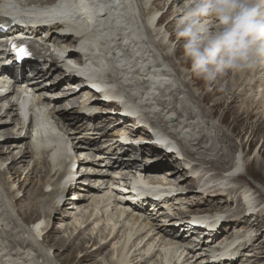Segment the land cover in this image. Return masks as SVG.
<instances>
[{"label":"bare ground","instance_id":"bare-ground-1","mask_svg":"<svg viewBox=\"0 0 264 264\" xmlns=\"http://www.w3.org/2000/svg\"><path fill=\"white\" fill-rule=\"evenodd\" d=\"M6 1L17 2L22 8L31 7L34 9L43 8L56 2V0ZM87 1V6L82 7L85 9L82 11L85 20L79 26L60 22L47 27L29 28L26 32L33 35L44 34L47 37L46 42L49 41V38L52 41L70 42L69 45L67 44L70 46V51H73L75 46L83 48L90 60H94L96 65L103 67L104 78L113 84L114 90L127 97L148 123L154 124L155 128L162 131L163 139L159 138L155 145L161 146L164 151L160 150V153L155 148L152 151V156L156 160L143 165V169L139 170L144 174L134 175L133 181L144 185L145 189L159 192L163 189L161 185H166L169 188L171 186L187 187V192L188 189L192 190L195 187L197 177L206 176L201 165L207 164L210 165V169L215 167L223 171V176L218 175V178L227 181L229 185L236 184L238 177L242 176L241 172L244 167L241 154H236L234 167L229 161L230 157L226 158L227 167H221V163L219 165L224 154L218 153L215 146L219 145L217 141L220 137L221 126L214 123L213 119L219 115L218 111L224 105L220 122L224 120L223 113L225 112L251 114L254 118H264V92L256 100L248 97V93L252 89L255 90L262 79L258 78L253 83L243 81L247 73H251L252 76L258 75L264 71V67H257L234 75L229 73L220 77V79H225L224 86L216 88L215 85L212 92L198 96L191 89L190 84L192 85V83L182 80L179 84L177 76L173 73V68L176 66L174 57L178 51L176 48L178 42L173 39L176 36L174 26L184 0H167L164 7L160 4L164 0H152L149 7H147V0ZM1 3H3L2 0H0V8L2 7ZM167 7V12L164 11L160 15V12ZM32 15L41 20L45 19L43 13L38 15L35 12L22 16L21 19ZM168 15L170 20L161 28V24ZM0 19L11 21L1 11ZM66 27L74 30L75 35L60 34V31ZM0 29L4 30L2 27ZM172 45H174V50L171 55ZM54 54L55 57L49 54L47 47L40 50L39 58L44 62L32 65L34 78L26 77V69L22 64H17L16 68L13 65L10 70L0 73V130L2 129V135L7 138H15L12 142L14 145L31 139V142L22 144L21 151L11 160L15 162L14 164H23L28 157H31L30 165L33 170L42 166V170L38 169L36 173H33L43 177L35 182L37 189L28 191L29 199H33V201L24 205H27L28 210L38 216V221L44 217V221H40L32 227L25 225L24 221L15 220L12 217L14 212L24 208V205L20 204L26 200L25 190L30 182V176L19 181L17 170L12 173V169L4 165L5 157H0V264H56L51 257L52 253L50 254L46 247L44 249L40 242L41 238L47 242L46 236L52 233L49 218L53 216V213L54 215L58 213L66 190L70 191L75 188H78L80 192L78 191L74 197L75 204L69 206L68 213L64 215L70 222L61 224L63 230L67 231L70 228L75 234L67 238L61 237L59 240L77 238L76 245L81 242L88 244L92 240H100L101 245L90 248L87 254H84V259H90L95 254H99V251L101 252L112 245L109 261L103 263L100 259L103 264H205L194 259L193 251L186 254L182 252L181 236L177 233L176 228L154 223V220L142 212L144 208L142 204H136L133 199L126 196L127 193L134 195L131 184L125 185L129 189L131 188L130 191L121 189L120 186H124L120 184L123 181L122 178L108 176L107 170L104 169L115 168L113 173H116L120 168L138 171L137 161L126 162L122 160L123 157L119 159V157L109 156L106 163L103 164V161L98 158L99 154L96 155L90 151L93 144L109 135L107 149L114 152L121 146L118 141L121 136H127L130 133L132 135H148L146 128L141 127L135 131L124 133L108 131L102 133L99 138L84 136L75 143L77 139L74 137L73 129L67 124L69 120H77L84 116L86 122L94 123V118L103 116L102 121L106 126L110 122L108 120L115 119V115H109L112 112L106 110L107 108L94 114L93 110H99V107H105L106 104L100 100L90 103L92 97L85 98V94H91L92 91L89 85L84 83L80 89H77V85L80 83L78 78L65 77L60 74V77H57L59 80L54 84L47 82L43 85L39 84L46 74L48 64L55 68L59 67L56 58L59 57L60 51L55 49ZM74 60L84 62L79 58H74ZM11 64L10 61L5 63L6 67ZM20 67L22 69L21 82L33 81L25 88H20L21 82L18 80ZM5 75L15 81L13 83L6 81ZM64 82V86L59 85ZM33 85L37 88L35 92L29 91ZM224 90H229L227 98H223L221 95ZM47 93L50 94L46 95ZM57 93L59 95L54 99ZM80 94L82 97L79 99ZM181 97L183 98L181 99ZM210 100H213L214 104L209 107L208 112H205L207 106L204 108V104ZM228 102L229 105H226ZM240 102H243L241 107L239 106ZM53 103L61 104L62 107L57 108L56 105L53 106ZM72 105L75 108L81 107L92 112L88 116H85L86 113L83 114L82 110H76L70 114V111L67 112V110ZM202 109L204 111H201ZM173 118L175 119L172 120ZM2 119L5 120L2 122ZM126 120L118 124L117 127H115V121L112 129L116 130L122 127ZM220 122L219 124H221ZM12 125L14 128H10ZM5 148L7 150L4 152L0 150V154H12V151H8L13 149L12 147L0 146V149ZM142 148L147 149L148 145H144L140 150ZM135 149H137L135 146L129 148L126 151V157L134 153ZM124 153L125 151L122 155ZM160 154L163 156L160 157ZM78 156H83L81 158L82 165L79 166L76 165ZM172 156L175 159L181 157L180 161H177L179 162L178 166L168 165V159L173 158ZM179 166L182 171L176 169ZM30 173L32 171L28 172V174ZM189 174L192 177L190 179H188ZM38 175L37 178H39ZM157 176L162 177L155 179ZM16 178L18 188L12 187V181ZM214 178L210 177V179ZM80 179L83 180L80 181ZM116 179H119L118 182ZM78 184L81 187L77 186ZM82 187L84 189H81ZM229 189L227 187L221 189L222 195H217L219 203L222 196L237 194L240 191ZM81 190L86 194H82ZM20 193L23 195L20 196ZM215 193L217 192H214V195ZM43 196L47 200H53L52 207L45 208L38 213L34 207H40L42 203L47 202L41 199ZM177 199L176 196L166 197L155 208H158V211L165 206L166 209H170L168 201ZM244 199L246 203L239 202L237 209L246 206L248 212L255 204H252L248 195ZM89 200H91L90 205L85 206L84 204ZM15 205L18 206V210ZM131 208H133L132 211ZM73 211H76L75 215H72ZM207 211V209L204 210V212ZM194 212L196 213L198 210H179L168 216L169 222L177 225L179 222H174V219L184 220L187 216L195 214ZM250 218L243 215L241 219L231 220L239 223L242 220L248 222ZM89 226H92L89 234L83 235ZM178 229L182 228L178 226ZM57 232H60V229H57ZM262 236L261 234L255 237L250 244L237 249L227 245L220 250L217 258L210 261V264H235L241 253L259 242ZM117 238H119L118 242H116ZM215 242L216 240L212 241V243ZM223 242L219 241L218 246ZM236 253L237 255L234 257ZM222 255H227L228 258L220 260L219 257ZM154 258L156 260L153 261Z\"/></svg>","mask_w":264,"mask_h":264},{"label":"rangeland","instance_id":"rangeland-1","mask_svg":"<svg viewBox=\"0 0 264 264\" xmlns=\"http://www.w3.org/2000/svg\"><path fill=\"white\" fill-rule=\"evenodd\" d=\"M24 1H27V0H24ZM45 1H48V0H45ZM151 2H153V1L147 0V7L150 6ZM166 3H167V0L160 2V4H162L163 7H164V4H166ZM167 9H168V7L165 8V10H163L162 12L159 11L160 15H162L164 11L167 12ZM155 11H157V9H155ZM168 20H170L169 15L166 18V20H164V22L161 24V28ZM174 33H175V31H174ZM173 39L177 40L176 36H174ZM76 42H78V41H76ZM177 42H178V44H177L176 48L178 51H177L176 57H174V61H175L176 66L173 68V73L175 76H177L176 79L178 80L179 84L182 82V80H184L188 83H192V85L190 84V86H192L191 89L198 96H201L204 93L212 92L214 89L213 87L215 85H216L215 86L216 88L217 87L221 88L222 86H224L223 82L225 81V79L218 78L216 81L212 82L211 84H206L203 80L196 79L195 77H191L189 75V73L186 71V69L188 68V64L185 61L184 56H183L182 41L177 40ZM173 48H174V45H172L171 55H172L173 50H174ZM181 62H182V64H181ZM51 69L52 68H50L47 71L48 76H47L46 81L43 84H46V82L48 84H54L58 81L57 77L59 76L58 74L61 70L60 69L51 70ZM258 78L262 79V82L258 85V87L255 90L252 89V91H250L248 93V97L253 98L255 100L258 99L260 97V95H262V93L264 92V71H262L258 75H254V76H252L251 73H247L245 78L243 79V81L245 83H247V82L253 83ZM47 80H49V81H47ZM185 90L187 91V89H185ZM228 91L229 90H224L223 91L224 93L223 92L221 93L223 98H227L229 96ZM48 94H50V93H47L46 95H48ZM81 97H82V94H80L79 99ZM182 98L183 97H181V99ZM213 104H214L213 100L206 102L204 104V108H205V106H207L206 107L207 110L205 112H208L209 107L212 106ZM242 104H243V102H240L239 106L241 107ZM54 105H56L57 108L59 106L62 107L61 104L53 103V106ZM77 105H78V101H77ZM226 105H229V102L226 103ZM235 106L238 107V105H235ZM224 107H225V105L222 106V108H224ZM222 108H221V110L218 111V112H220L219 115L213 119L214 123L221 126L220 137H219V140L217 141V142H219V145L215 146V149H217L218 153L222 152L224 154L223 158L219 162V165L221 163V165H220L221 167L222 166L227 167L228 162H227L226 158L230 157L229 161H230L232 167H234L236 165L235 156H236V154L240 153L241 155L240 154L239 155L241 156L243 164H244L243 171L241 172L242 176L238 177V179L236 180L237 181L236 184H230L229 185L227 183V181L219 180V178L217 177L218 175L223 176V171L216 169L215 167L210 169V165H207V164L201 165L202 170H205L204 173H206V176H204L202 178L197 177V182L195 184V187L192 190V193H190V197H188V198L185 197V194H186V191H185L183 193V195L179 197L180 199L178 201L173 202L171 204V206L174 208V212L177 210H185V209L192 208V209L198 210L197 213L194 212L196 215H201L199 212H202L205 209H207V205L204 204L205 200H207V201H209V204H208L209 206H208L207 210H209L211 214L229 215V214H234L239 210V209H237L239 202H242L243 204L246 203V200L244 199V197L246 195H248L251 199L252 204H255V206L259 205L258 206L259 208H257V209L261 210L259 212L261 217H259V220H257V221L259 222L258 226H259V229L261 230V233L263 235L262 238H264V221H263L264 220V118L263 117H262V119L261 118H259V119L254 118V117H252L251 114L250 115L238 114L237 112H233V113L229 114L230 112H225V113H223L224 120L220 122V120H222V117H221V113L223 112ZM74 110H78V109H71L70 108L67 110V112L70 111V114H71V112ZM201 111H204V109H202ZM84 119L85 118L81 117L77 121H75V120L69 121L70 125H68V126H70V128L73 129L74 137L77 139V141L75 143H77L79 141V139L85 135L95 136V135H100V134H95L96 132H99V133L104 132L103 130H101L102 126L99 125L100 123H96V126H98V128H96V130L92 131L93 135H91V132H88V130L86 129L88 126V123L83 122ZM4 120L5 119H2V122ZM0 122H1V120H0ZM219 122L221 124H219ZM60 127H62V124H60ZM10 128H14V125H12ZM121 129L122 128H120V130ZM1 130H0V142H1L0 146L12 147V148L15 146L16 147L18 146L17 148H13L11 150H8V151H12V154L11 153L10 154H0V157H5V159H4L5 167H10L12 169V173H15V171L17 170V173L19 175V178H18L19 181H22L23 179H25L26 176H30L29 177L30 182L27 184V186H26L27 188L25 190L26 191L25 192L26 193V196H25L26 200H24L20 205H24L27 203L29 204L30 202L33 201V199H29L28 191L33 190V189L36 190L37 187L35 185V182L37 180H40L43 178L40 174L39 175L37 174L39 176V178H37V175H35L33 173L34 172L36 173V171L38 169L42 170L43 168H41L42 166H38V169L33 170L32 166L30 165V162H32L31 157H28L26 159V162L23 164H14L15 162L11 159L21 151L22 144L24 142H26V143L31 142V139L25 140L22 144H15L14 145V143H12V142L15 138H11V137L7 138L5 135H2ZM226 141H228V142H226ZM106 144H107L106 140L102 139L96 145H93V147L90 151L92 153H96V155L99 154L98 158L101 159V157H103V155H106L105 153H101V151L103 152L104 150H107ZM0 150H2V152H4L7 149L5 148V149H0ZM150 150L152 151V149L147 148L141 153L140 164H143V163L144 164H150V163H153L155 161L153 159V157H151ZM112 156H118V155H116V152H114V154H112ZM162 156L163 155L161 154L160 157H162ZM172 157L173 158L170 157L168 159L169 160L168 165L171 166V164H172V166H176V165L178 166L179 162H177V161H180L181 158L176 157V159H175L174 156H172ZM81 158H83V156H80V157L78 156V158H76V165L77 166L82 165L81 164ZM5 167H4V169H5ZM104 169L107 170L106 168H104ZM176 169L182 171V168L180 169V166ZM29 171H32V173L28 174ZM79 171H81L80 168H79ZM112 171H113V169H111L110 171L108 169V172H106V174L107 175H113V173L111 174ZM135 173H136V170L133 172H131V170L125 171L124 176H127L128 183L131 181V179H133L132 177ZM76 176H77V173H76ZM117 176H122V175L117 173ZM211 176H213V178L216 176V178H214L212 180V179H210ZM161 177L162 176H157L155 179H160ZM190 178H192L191 174L188 175V179H190ZM82 180L83 179H80V181H82ZM16 181H17V178H16V180L12 181V187L18 188ZM88 182H90V181H88ZM221 182L224 183L223 184L224 186L222 185ZM91 184H93V183H91ZM121 185H122V183H121ZM77 186L81 187V185H79V184ZM226 187L230 188L229 190L237 189L240 191L237 194L233 193L230 195L226 194V195L222 196L220 198L221 202L219 203V201L217 199H218L219 195L220 196L222 195L221 189H225ZM77 189L78 188L72 189L70 191L66 190V192H65L66 194L63 198V201H62V204L59 208L58 213L55 215L53 213V216H51L49 218L51 221L50 230L52 231V233L50 235L46 236L47 242H44L41 238L40 243L43 244L42 247L44 249L46 247V250L50 254L52 253L51 257L53 258V261L56 262V264H103L104 262L107 263L111 257V253H109V252L111 251L112 245L106 247L101 252L99 251V254L97 253L98 255L95 254L93 257L86 260V259H84V254H87V252L89 251L90 248H92L94 246L101 245L100 240H96V241L92 240L88 244L81 242L78 245H76L78 243L77 238L64 239L63 241L59 240L61 237L67 238V237H69L71 235L73 236L75 234L73 232V230L70 228L67 231L63 230L64 228H62L61 224L62 223L63 224H69V222H70L69 220H67V218L64 217V215H66L68 213L67 208L69 206L75 204L76 199H74V197H75L76 193L79 191V189L78 190ZM81 189H84V188L82 187ZM81 191H82V194H84V195L86 194L85 191H83V190H81ZM214 192H217V193H215L216 198H212V196L214 195ZM18 194H19V192H18ZM22 195H23V193L22 194L20 193V196H22ZM231 195H235V196H231ZM41 199L46 200L47 202L42 203L40 206L41 208L36 207V206L34 207V210H36L38 213L41 212L45 208L48 209V208L52 207V201L53 200H51V199L47 200L46 197H44V196ZM195 199L200 202L199 206L191 207L192 201H194ZM233 199H234V202H233ZM216 201H217V205L215 206ZM180 202H182L183 204L181 205ZM90 203H91V200L86 202L84 205L89 206ZM211 207H212V209H211ZM245 207L246 206L241 207L242 212H244V211L247 212V207L246 208ZM15 208H16V210H18L17 205H15ZM75 213H76V211H73L72 215H75ZM255 215H258V212ZM163 216L159 217V221H155V222L158 224L164 223L166 219ZM12 217L15 220L24 221V224L27 226L29 225L30 227H32L35 224H38L40 221H44V219H43L44 217L41 218L40 221H38L39 220L38 216H36L31 211H29L27 205H24V208L21 211L14 212L12 214ZM63 219H65V220H63ZM260 219H262V220H260ZM173 221L177 222L176 220H173ZM57 229H60V232H57ZM91 229H92V226H89L84 231L83 235H88L90 232L89 230H91ZM119 238H120V236H119ZM119 238H117L116 242L119 241ZM169 239H171V238H169ZM261 240H264V239H261ZM173 241H175V240H173ZM259 243L260 242H258L257 244H259ZM255 251L263 252L264 251V244L259 245L257 247V249H255ZM107 256H108V258H107ZM100 259L103 263L100 262ZM241 259H245V257L244 258L242 257ZM154 260H156V258H154L153 261ZM241 262H243V261H241ZM235 264H239V261H238V263L236 262Z\"/></svg>","mask_w":264,"mask_h":264},{"label":"clouds","instance_id":"clouds-1","mask_svg":"<svg viewBox=\"0 0 264 264\" xmlns=\"http://www.w3.org/2000/svg\"><path fill=\"white\" fill-rule=\"evenodd\" d=\"M191 77L264 67V0H184L174 26Z\"/></svg>","mask_w":264,"mask_h":264},{"label":"snow or ice","instance_id":"snow-or-ice-1","mask_svg":"<svg viewBox=\"0 0 264 264\" xmlns=\"http://www.w3.org/2000/svg\"><path fill=\"white\" fill-rule=\"evenodd\" d=\"M14 47H15V46H14ZM19 54H20V55H27L28 53H27V51H26L25 48L20 47V48H19Z\"/></svg>","mask_w":264,"mask_h":264}]
</instances>
